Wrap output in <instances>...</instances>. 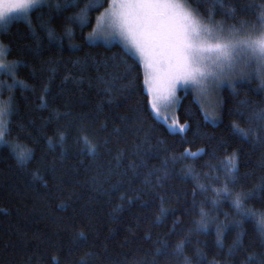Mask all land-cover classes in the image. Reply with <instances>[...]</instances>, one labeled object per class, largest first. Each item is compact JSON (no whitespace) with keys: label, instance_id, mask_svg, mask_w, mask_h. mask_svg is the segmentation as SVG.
<instances>
[{"label":"trees","instance_id":"obj_1","mask_svg":"<svg viewBox=\"0 0 264 264\" xmlns=\"http://www.w3.org/2000/svg\"><path fill=\"white\" fill-rule=\"evenodd\" d=\"M91 3L102 6L89 13L88 26L70 20ZM186 3L204 20L227 29L250 27L264 9V0ZM107 5L108 0H46L28 20L0 30V44L10 49L7 60L26 65L16 73L26 87L9 88L12 78L0 75V98L10 103L12 138L34 157L21 166L8 149H0V264H151L153 259L185 264V258L187 264H264V126L248 119L264 109V79L221 87L216 122L204 118L190 91L180 90L176 115L187 127L183 133L172 131L150 114L142 69L137 63L128 71L133 60L124 48L87 40ZM233 122L253 134L235 133ZM81 134L100 145L94 156L81 154ZM136 145L139 156L133 155ZM186 148L203 152L172 163L170 158ZM232 153L237 158L234 191L248 194L244 210L254 216L242 218L231 199H217L212 191L224 178L211 166H220ZM141 157L146 167L128 169ZM166 158L167 178L157 183L152 176L151 186H145L147 172L161 169ZM217 175L218 181L210 178ZM118 182L119 190H113ZM197 183L211 187L201 191ZM137 192L131 204L121 200L122 193L134 197ZM161 197L168 211L157 221ZM201 208L208 227L197 231ZM181 241L182 255L156 254L161 244L172 252Z\"/></svg>","mask_w":264,"mask_h":264},{"label":"snow or ice","instance_id":"obj_2","mask_svg":"<svg viewBox=\"0 0 264 264\" xmlns=\"http://www.w3.org/2000/svg\"><path fill=\"white\" fill-rule=\"evenodd\" d=\"M46 0H0V30H7L8 25L15 20H28L30 13L45 6ZM109 6L101 12L96 18V26L89 33L87 40H97L101 37L105 39L119 38L123 43L125 54L133 60V64L128 66L130 72L138 63L143 73V91L147 95V104L150 106L151 115L154 119L167 122V115L161 117V112H167L176 101V91L178 88H191L200 96L206 95L209 86L220 87L231 81V78L237 73V65L243 60L245 66L254 62L264 74V9H261L257 17V22L253 25H241L240 28L230 26L225 29L222 25L204 22L203 18L192 10L186 3V0H108ZM60 10L62 6L59 3L48 4ZM69 5H64L67 10ZM102 5L95 3L86 4L70 20L78 21L81 27H86L91 23L89 13ZM29 26L30 21H29ZM110 29V33L105 35V28ZM35 35V33H33ZM49 37L53 33L49 32ZM10 49L0 44V74L10 76L13 84L9 88L19 85L26 87L23 81L16 80L17 70L22 65L20 61H8ZM239 74L244 75L243 69ZM67 79V78H66ZM110 86L106 92L112 91ZM49 91L47 85L43 92ZM42 106L44 104V95L41 96ZM12 115L10 103L9 106H0V149H8L10 154L21 166L27 165L34 157L31 149L22 148L16 140L12 138V127L10 117ZM242 115V114H241ZM208 118V113H205ZM123 119V118H122ZM215 119V117H213ZM249 123H256L258 126H264V109L253 111L249 116ZM104 127L103 125L101 126ZM170 130H178L180 133L186 131L187 125H179L173 120L168 125ZM235 133L247 138L250 137L252 129L245 130L239 124L233 122ZM259 130V128H258ZM117 131H119L117 129ZM63 133L60 134V141L64 140ZM78 142L83 144L81 154L95 155L100 147L94 143L87 134H81ZM107 140L104 141L105 146ZM52 141L49 140L51 146ZM149 148V152H150ZM200 152H189L186 148L180 156L173 155L170 159L172 163L179 160L196 157ZM140 145H136L133 155L139 156ZM148 154L147 152L145 153ZM123 152H119L116 159V167L119 168L122 162ZM169 159L162 161L161 169L164 170V176H160L161 169L153 168L147 172L145 186H151L149 179L156 177L157 183L161 179L167 178V166ZM133 171L141 167H146L144 159L141 157L139 162L133 161L127 166ZM212 171L223 173L224 184L222 187L212 188L217 199H231L234 206L240 211L243 217L256 215L253 211H245L244 203L248 194L244 192H235V173L237 171L236 154L232 153L226 156L220 166H211ZM111 169L109 175H111ZM189 174H191L189 172ZM123 175V173H121ZM213 181L220 180V176L210 177ZM107 179V177H105ZM199 181V177H193ZM119 182L113 185V190H119ZM211 187L197 183V188L201 191H207ZM197 194L196 188L193 190V196ZM139 198V192L133 197L127 193H122L121 200H126L131 204L134 199ZM161 207L157 221L166 213L167 209L163 206L165 201L161 197ZM213 204L216 200L212 201ZM195 205V200L193 201ZM147 206V203L144 205ZM207 213L203 208L200 211V220L195 221L197 231H204L208 227L206 219ZM261 221L264 223V213H261ZM239 226V225H238ZM220 232L218 230V236ZM81 236L83 234L81 233ZM150 239L151 237H146ZM168 244L163 243L156 249L159 256L182 255L184 241L176 244L172 252H168ZM144 264V262H138ZM151 264H156L153 259ZM185 264L187 260L185 258Z\"/></svg>","mask_w":264,"mask_h":264},{"label":"rangeland","instance_id":"obj_3","mask_svg":"<svg viewBox=\"0 0 264 264\" xmlns=\"http://www.w3.org/2000/svg\"><path fill=\"white\" fill-rule=\"evenodd\" d=\"M108 6H109V3H108V5L106 7H104L99 12L98 16L100 15L101 12H104V10L106 8H108ZM204 22H208V21L204 20ZM95 26H96V20H95L94 27ZM225 29H227V28H225ZM109 33H110V29H108L106 27L105 28V35H108ZM90 41H92V42H101V43H104V44L117 43V44H119V45H121L123 47V43L120 41V39L118 37L117 38H110V39H105V38L101 37L100 39L90 40ZM241 69H243V71H244V75L243 76H241L239 74ZM0 75H2V74H0ZM250 77H258V78L263 80L264 79V74L261 73V70L256 66V64L254 62H252V63L248 64L247 66H245V62L242 60L241 63L239 65H237V73L231 78L230 82L226 83L223 86H231L236 81L247 79V78H250ZM223 86H220V87H216L214 85L209 86L207 94L203 95V96H200L197 92L193 91L191 88H185V87L178 88V90L176 91V101H175L174 105L171 107V109L167 110V112H164V111L161 112V117L162 118L165 115H167V117H168L167 122L165 123L163 121V119H160V120L162 122H164L167 125V127H168V125L172 124L173 120L176 121L177 129H178L179 125H182V124L179 123V121L177 119L176 110H177L178 100H179V91L183 90L184 92L185 91H190L194 95V98L197 101V103L199 104L204 118H205V113H208V118H205L206 120H208L210 122H216V115H217V110L215 108L216 96L218 95L219 89L221 87H223ZM0 106L7 107V103H6L5 98H0ZM213 117H215V119H213ZM176 132H179V131L176 130Z\"/></svg>","mask_w":264,"mask_h":264}]
</instances>
